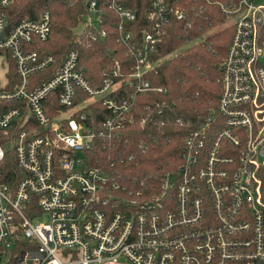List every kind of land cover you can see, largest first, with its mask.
I'll list each match as a JSON object with an SVG mask.
<instances>
[{
    "label": "built area",
    "instance_id": "obj_1",
    "mask_svg": "<svg viewBox=\"0 0 264 264\" xmlns=\"http://www.w3.org/2000/svg\"><path fill=\"white\" fill-rule=\"evenodd\" d=\"M15 1L0 0V132L19 170L12 182L0 179V264L13 255L17 264H264V3L201 0L227 18L232 36L216 107L184 122L166 100L131 117L137 95H167L147 78L158 73L162 58L153 57L170 20L186 19L183 0H150L137 36L136 13L123 0L85 1L84 40L103 42L113 17L134 60L123 79L116 63L97 87L77 50L47 81L33 77L55 62L35 49L49 37L50 14L11 25ZM94 101L107 111L97 123ZM153 122L189 131L179 163L146 192L119 178L123 152L114 143L106 165L89 163L99 140ZM4 155L0 145V163Z\"/></svg>",
    "mask_w": 264,
    "mask_h": 264
},
{
    "label": "trees",
    "instance_id": "obj_2",
    "mask_svg": "<svg viewBox=\"0 0 264 264\" xmlns=\"http://www.w3.org/2000/svg\"><path fill=\"white\" fill-rule=\"evenodd\" d=\"M85 1L16 0L7 9L6 13L11 25L21 19L35 20L43 11H48L50 14L49 37L35 49L51 54L55 62L43 73L33 76L38 77L40 82L47 81L55 74L65 54L71 50L79 52L84 76L94 87L101 82L103 73L113 69L116 63L120 67V79L130 73L134 60L124 45L116 39L113 17H110L111 24L104 26L107 34L103 42L85 41L84 37L89 34L88 32H84L83 36L74 32L75 27L86 17ZM169 1L173 7L179 6V1ZM123 2L127 8L136 13L133 30L137 36L141 28H146L148 25L146 10L150 0H123ZM182 6L186 12V19L185 21H177L174 18L170 20L167 35L162 39L159 47L160 51L153 57L162 58L157 67L158 73L147 78L154 86L166 89L167 95L162 96L157 93L137 95L131 117L137 116L149 104L166 100L175 111L176 118L186 122L194 120L197 115L214 109L217 105L221 82L220 65L231 40L232 28L217 7L203 3L201 0H183ZM211 27H220V29L212 32L198 44L186 45ZM169 54L172 55L167 57ZM91 106L96 123L107 116V111L100 101L92 102ZM188 131V126L174 122L164 126L153 122L142 127L135 123L125 128L119 141L116 138L106 142L99 140L97 149L94 154L89 155L88 161L91 165H106L107 149L114 143L123 152L122 161L117 159L115 164V168L119 170V178L130 181L129 187L132 186L133 190L140 189L146 192V188L155 183L153 181L158 173L165 172L179 163L180 146ZM7 142V138L0 132V145L5 150L4 158L0 163L2 182L14 181L15 175L19 173ZM110 160L115 161L116 158ZM7 264H17L15 255Z\"/></svg>",
    "mask_w": 264,
    "mask_h": 264
},
{
    "label": "rangeland",
    "instance_id": "obj_3",
    "mask_svg": "<svg viewBox=\"0 0 264 264\" xmlns=\"http://www.w3.org/2000/svg\"><path fill=\"white\" fill-rule=\"evenodd\" d=\"M259 3H264V0H260ZM228 24V23H227ZM85 21H81L74 29V32L77 34V35H80L81 33H83V31L85 30ZM225 27V25H224ZM223 27V28H224ZM222 28V29H223ZM220 27H216V28H209L207 31L205 32H202L200 33L196 39L190 41V42H187V46H191V45H195V44H198L200 43L201 40L203 39H206L212 32H215L217 30H219ZM168 57V56H167ZM7 70V67L5 65L1 66L0 65V86L4 85L5 83V71Z\"/></svg>",
    "mask_w": 264,
    "mask_h": 264
}]
</instances>
